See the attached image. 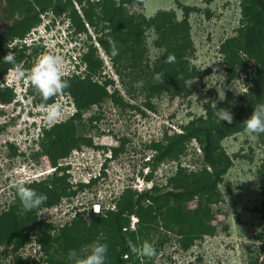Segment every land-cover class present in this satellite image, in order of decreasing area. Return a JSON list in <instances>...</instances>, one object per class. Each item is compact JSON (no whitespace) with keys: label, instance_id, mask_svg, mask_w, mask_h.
<instances>
[{"label":"rangeland","instance_id":"1","mask_svg":"<svg viewBox=\"0 0 264 264\" xmlns=\"http://www.w3.org/2000/svg\"><path fill=\"white\" fill-rule=\"evenodd\" d=\"M240 3L241 0H134L122 6L124 17L151 18L158 12L172 11L178 21L184 16L183 7L196 10L189 12L187 17L193 45L189 61L202 76L187 81L186 91L179 96L162 94L152 98L149 101L152 109L144 105L147 99L140 88L126 78L122 84L97 41V37L106 31L95 33L91 26H85V32L75 28V32H70L61 24L59 28L54 26L56 30L50 31L47 36L43 31L46 21L55 18L60 22L66 18L63 14L57 16L46 12L40 19L43 23L25 35L27 44L32 48L24 46L23 38L8 42L7 48L19 58L17 63L25 71L30 70L43 54H52L62 58L64 73L79 61L77 58L80 54L87 52L89 46H94V56L102 65L93 79L101 84L109 81L107 93L118 91L127 104L120 106L105 99L99 106H91L83 111L76 133L82 138H89L91 145L73 148L67 156L56 160V166H53L44 153L35 154L41 149L42 127L63 122L75 111L71 95L58 94L47 104L58 105L61 109L59 118L48 122L43 115L46 103H40L42 96L26 77L17 78L11 67L8 75L0 80V88H10L14 95L9 104L0 105V210H5L13 199L11 186L14 183L43 181L53 174L55 167H66L64 173L68 175L69 191L74 192L61 198L56 205L41 206L35 214L39 222L25 225L31 237L17 251L22 261L29 260L28 264H31L30 259L44 255L34 235L36 230L41 232L45 226H51V234H54L60 226L71 223L77 214L88 220L94 214L95 204L99 205L100 213L114 208V200L126 188L141 191L148 189L153 182L162 191L176 189L172 176L178 161L163 162L155 169L152 182L144 181V176L149 172L145 163L151 154L147 146L151 141L161 139L165 131L170 135L171 131L176 132L189 120L203 115L204 105L208 102L212 105L213 101L219 102L217 91L221 90L222 85L225 96L230 93L235 98L228 110L233 114V121L237 120L245 104L237 96L247 90L254 68L247 61L246 65H237L234 75L229 76L220 46L226 39L235 36L240 26ZM32 31L41 32L46 37L41 41L44 46L36 47L39 41H32L37 37V34L32 35ZM157 35L153 28L144 31L147 63L153 62L159 55L160 50L154 46ZM83 68L84 65L81 70ZM221 145L232 159V166L219 185L222 200L213 207V234L195 236L190 246L184 249L179 242L185 236L171 230L166 234L164 229H159L150 241L157 254L151 258L135 254L134 258L139 259V264H262L263 242L257 235L264 233V221L259 212L264 178L257 170L264 148L256 136L247 130L223 139ZM31 146L32 150H29ZM11 147L15 148L14 155ZM112 148H120L115 157ZM186 148L178 159L181 166L191 170L200 168V153L196 144L188 143ZM90 180L94 182L91 186L78 189V184ZM195 206V201L189 203L190 209ZM0 264H13L10 245L0 248Z\"/></svg>","mask_w":264,"mask_h":264},{"label":"trees","instance_id":"2","mask_svg":"<svg viewBox=\"0 0 264 264\" xmlns=\"http://www.w3.org/2000/svg\"><path fill=\"white\" fill-rule=\"evenodd\" d=\"M133 1L5 0L0 11V58L11 51L7 48L8 42L22 39L30 29L37 27L44 13L50 12L57 16L63 14L64 17L67 15L70 32H75L73 28L85 32V26H91L95 33L106 31L97 37V41L109 57L122 84L124 78L135 86L138 81H143V86L138 88L146 96L144 105L152 109L149 104L152 98L162 94L179 96L186 91L187 81L202 76L189 61L193 45L187 17L189 12L196 10L193 7H183L184 16L180 21L172 11L158 12L151 18L124 17L122 6ZM240 7L241 23L235 36L226 39L220 46L229 76L234 75L237 65H246L247 61L254 68L247 90L237 96V99L245 103L237 120L231 124L216 122L215 113L218 108L229 109L232 99H235L228 93L224 101L217 102V106L210 102L205 104L204 114L181 125V133L173 132L168 135L165 131L161 139L151 141L147 146L151 151L145 163L149 172L143 179L145 182H152V175L158 165L169 160L178 161L172 176L176 189L162 191L153 182L148 189L141 191L126 188L114 200V208L94 213L88 220L77 214L71 223L60 226L54 234H51V226H45L41 232L34 231L44 255L30 259L31 264H74L68 259L70 250H76L83 257L86 246L94 241L108 246L105 264H139V259L134 258L135 253L130 249L129 241L135 246L138 243L142 245L145 241L150 242L156 231L164 229L166 234L171 230L185 236L179 242L185 249L195 236L213 234V207L222 200L219 185L232 166V159L226 154L221 142L246 130L242 122L251 115L252 108L257 103H264V0H241ZM146 28H153L158 34L154 46L160 52L151 63H147L145 56ZM113 42L118 49L115 57L111 55ZM94 54V46H89L87 52L78 56L79 61L74 65L76 70H70L64 76L69 81V87L59 94L71 95L75 109L73 114L63 122L42 127L41 149L35 155L44 153L53 166H56V160L67 156L73 148L91 145L89 138H82L76 133L83 111L91 106H99L105 99L120 106L127 105L118 91L107 93L106 85L109 81L101 84L93 79L102 65ZM169 54L175 56L172 63L165 62ZM15 60L19 61L16 55ZM124 61L128 62L123 63ZM82 65L84 68L80 70ZM11 67L12 64L0 61V80ZM243 71L245 72L244 69ZM157 74H160L161 80L155 78ZM54 97L47 101L42 98L40 103L49 104ZM13 99L10 88H0L1 104H9ZM255 136L264 148V134ZM191 142L197 144L200 153V168L192 170L181 166L178 160ZM119 149L112 148L114 157ZM11 152L15 154L14 147H11ZM65 169L66 167H55V171L47 179L25 184L38 193L46 194L47 200L41 206L56 205L61 198L74 194L69 191ZM257 172L264 178V154ZM92 183L94 182L80 183L78 189L89 187ZM11 189L13 199L5 210H0V248L10 245L13 264H28L29 260L22 261L20 255L17 256V251L30 241L31 233L25 225L39 222L35 216L38 209L25 211L14 187L11 186ZM261 195L259 212L264 221V182L261 185ZM192 201L196 202V206L190 209L189 203ZM132 216L137 220L134 229L130 228ZM257 237L263 242L261 249L264 253V233H259ZM262 260L264 264V256Z\"/></svg>","mask_w":264,"mask_h":264},{"label":"clouds","instance_id":"3","mask_svg":"<svg viewBox=\"0 0 264 264\" xmlns=\"http://www.w3.org/2000/svg\"><path fill=\"white\" fill-rule=\"evenodd\" d=\"M42 23L43 22H41L40 25ZM61 24L64 25L65 30L69 29L70 23L68 19H63L60 22H57L55 18H52V20L45 22V24L43 25V31L48 36L50 31L56 30L55 28L57 27L59 28ZM35 34H37V37L33 38L32 41L35 42L39 41L36 47L44 46V43H42L41 41L45 40L46 37L42 35L41 32L40 34L34 32L32 33L33 36H36ZM25 39L26 37H24L25 44L27 45L26 47L32 48L33 46L28 45L27 39L26 40ZM111 55L113 57L118 55V49L116 48L114 42L111 45ZM174 60H175L174 54H169L166 57L165 62L172 63ZM0 61H3L4 63L12 64L15 76L17 78L26 77L30 85L39 92V94L42 96V98L45 101H47L51 97L56 96L63 89L69 87V81L65 79L64 76L68 75V72L70 70L71 71L76 70L74 68L75 65L74 63V65L64 73V71L62 70V58L60 56L52 55V54H43L41 57L37 59V61L34 63L31 69L27 71L22 69L21 66L16 62L15 55L11 51L7 52L2 58H0ZM76 63H78V61H76ZM80 70H81V66H80ZM155 78L157 80H161L160 74H157ZM142 86H143V81H138L136 87H142ZM217 92H218V99L220 101H224L225 90L223 85L221 86V90ZM213 102H214V106H217V103L215 101ZM60 112L61 109L58 105L46 104L44 106L43 115L46 121L52 122L59 118ZM215 116H216V122L220 124L221 122H227L228 124H231L233 121V114L227 108L224 107L218 108V110L215 113ZM242 124L245 127V129L251 134L254 135L264 134V103H257L252 108L251 115L247 117L242 122ZM181 132H182L181 128L176 131V133H181ZM172 133L173 132L171 131V134ZM196 148L198 150L197 144H196ZM28 149L32 150V146L29 147ZM91 181L92 180L88 181L85 184H90ZM13 187L15 189V194L19 198L21 205L25 211H32L34 209H39L41 205H43L47 200L46 194L38 193L35 189L25 186V184L22 182L14 183ZM95 206L97 205L96 204L93 205V212L99 213L100 212L99 205H98V211H94ZM130 222H131L130 228L134 229V225L137 222L136 218L132 216L130 218ZM128 243L131 251L139 256L151 258L157 254L153 244L148 241H145L139 247L133 245L131 241H129ZM107 251H108V246L106 243L94 241L86 246L85 248L86 254L83 255V257H80L76 250H70L68 254V259L70 261H73L74 264H105Z\"/></svg>","mask_w":264,"mask_h":264},{"label":"flooded vegetation","instance_id":"4","mask_svg":"<svg viewBox=\"0 0 264 264\" xmlns=\"http://www.w3.org/2000/svg\"><path fill=\"white\" fill-rule=\"evenodd\" d=\"M4 1H5V0H0V4H1V10H2V8H3V4H2V3H3ZM27 33H28V32H27ZM25 35H26V34H25ZM25 35H24V37H25ZM24 37H23V39H24ZM23 43H25V41H24V40H23ZM24 46L26 47V45H24ZM5 75H8V74H5ZM5 75H4V76H5ZM4 76H3V77H4ZM3 77H2V78H3ZM0 105L4 106V105H3V104H1V103H0Z\"/></svg>","mask_w":264,"mask_h":264},{"label":"built area","instance_id":"5","mask_svg":"<svg viewBox=\"0 0 264 264\" xmlns=\"http://www.w3.org/2000/svg\"><path fill=\"white\" fill-rule=\"evenodd\" d=\"M94 211H98V205H97V206H95V209H94Z\"/></svg>","mask_w":264,"mask_h":264}]
</instances>
